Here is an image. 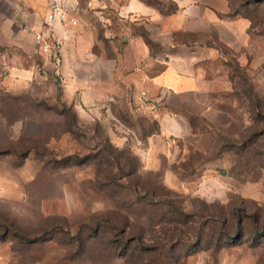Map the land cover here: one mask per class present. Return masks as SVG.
<instances>
[{"label": "rangeland", "instance_id": "374dc122", "mask_svg": "<svg viewBox=\"0 0 264 264\" xmlns=\"http://www.w3.org/2000/svg\"><path fill=\"white\" fill-rule=\"evenodd\" d=\"M227 1L264 36V0ZM42 3L0 0V264H264L262 75L220 134L226 187L168 188L161 158L143 156L160 101L129 78L144 62H127L120 16L88 8L93 53L72 62L57 25L56 60L26 26ZM132 32L152 52L160 45L144 27ZM184 150L190 174L205 157Z\"/></svg>", "mask_w": 264, "mask_h": 264}, {"label": "crops", "instance_id": "0c3cea01", "mask_svg": "<svg viewBox=\"0 0 264 264\" xmlns=\"http://www.w3.org/2000/svg\"><path fill=\"white\" fill-rule=\"evenodd\" d=\"M38 5L43 16L47 0ZM88 8L84 0L79 2L77 25L64 34L62 49L73 55L69 62L78 54L93 53ZM108 8L120 16L122 31L134 47L127 62H144L130 74V80L159 100L162 109L157 112L158 127L147 139L144 159L161 158L154 167L161 170L168 188H186L185 183L201 181L209 187L211 182L226 187L227 177L217 169L226 165L218 153L220 134L235 118L236 109L242 111L239 94L244 86L256 82L260 75L264 78V36L253 30L249 18L231 13L227 0H113ZM39 15H25L33 20L26 25L31 31L39 27ZM134 27H144L148 36L159 42L158 48L152 52L144 34L132 32ZM100 65L90 62L94 72ZM68 82L73 85L71 77ZM184 149L205 157L192 162L190 174L184 173L178 160Z\"/></svg>", "mask_w": 264, "mask_h": 264}, {"label": "built area", "instance_id": "2783aa9c", "mask_svg": "<svg viewBox=\"0 0 264 264\" xmlns=\"http://www.w3.org/2000/svg\"><path fill=\"white\" fill-rule=\"evenodd\" d=\"M83 0H47V10L37 29H32V38L37 50L41 53L54 56L59 60L62 40L58 38L57 25L61 26L63 34L72 32L77 24L76 11L78 4ZM94 11L102 7H109L113 0H84Z\"/></svg>", "mask_w": 264, "mask_h": 264}, {"label": "trees", "instance_id": "16d2710c", "mask_svg": "<svg viewBox=\"0 0 264 264\" xmlns=\"http://www.w3.org/2000/svg\"><path fill=\"white\" fill-rule=\"evenodd\" d=\"M230 12H231V13H236V14H239L238 12H236V11H234V10H233V11H230Z\"/></svg>", "mask_w": 264, "mask_h": 264}]
</instances>
